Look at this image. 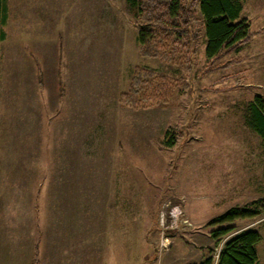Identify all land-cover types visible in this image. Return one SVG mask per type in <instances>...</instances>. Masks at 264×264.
I'll use <instances>...</instances> for the list:
<instances>
[{"label": "rangeland", "instance_id": "1", "mask_svg": "<svg viewBox=\"0 0 264 264\" xmlns=\"http://www.w3.org/2000/svg\"><path fill=\"white\" fill-rule=\"evenodd\" d=\"M243 1L252 39L211 62L203 30L196 54L143 56L128 0H0V264L217 259L230 237L207 224L264 201L246 120L264 98V0ZM138 72L170 80L168 102L125 106ZM263 224H234L260 232L259 264Z\"/></svg>", "mask_w": 264, "mask_h": 264}, {"label": "trees", "instance_id": "2", "mask_svg": "<svg viewBox=\"0 0 264 264\" xmlns=\"http://www.w3.org/2000/svg\"><path fill=\"white\" fill-rule=\"evenodd\" d=\"M138 23V43L143 56L170 60L181 47H193L196 54L201 30L206 42V58L215 62L250 42L251 24L243 17V0H128ZM7 6L1 2L0 25H6ZM201 16V21L197 17ZM200 24V25H199ZM201 26V28L197 27ZM5 33H0V42ZM192 61V56L188 57ZM145 76V77H144ZM173 83L160 78L136 73L130 89L121 95L122 103L131 108L152 107L168 102ZM249 127L264 141V98L256 96L248 108ZM264 219V201H253L242 207H233L211 220V238L220 244L230 237L217 259L206 258L201 264H259L258 246L262 236L258 230L237 229L240 221ZM264 227V224H263Z\"/></svg>", "mask_w": 264, "mask_h": 264}]
</instances>
